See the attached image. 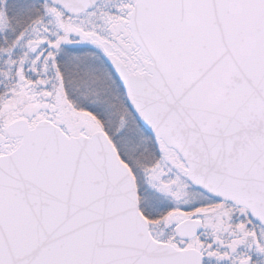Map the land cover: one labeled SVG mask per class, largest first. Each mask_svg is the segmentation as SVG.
<instances>
[{
    "label": "snow or ice",
    "instance_id": "snow-or-ice-1",
    "mask_svg": "<svg viewBox=\"0 0 264 264\" xmlns=\"http://www.w3.org/2000/svg\"><path fill=\"white\" fill-rule=\"evenodd\" d=\"M0 264H264V0H0Z\"/></svg>",
    "mask_w": 264,
    "mask_h": 264
}]
</instances>
